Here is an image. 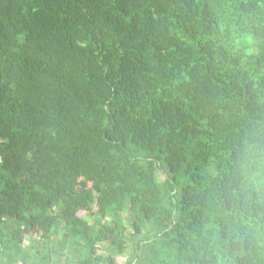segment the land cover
<instances>
[{
  "label": "trees",
  "instance_id": "16d2710c",
  "mask_svg": "<svg viewBox=\"0 0 264 264\" xmlns=\"http://www.w3.org/2000/svg\"><path fill=\"white\" fill-rule=\"evenodd\" d=\"M120 257L264 264V0H0V264Z\"/></svg>",
  "mask_w": 264,
  "mask_h": 264
},
{
  "label": "rangeland",
  "instance_id": "374dc122",
  "mask_svg": "<svg viewBox=\"0 0 264 264\" xmlns=\"http://www.w3.org/2000/svg\"><path fill=\"white\" fill-rule=\"evenodd\" d=\"M158 177H159V179H162V176H161V175H159ZM124 259H125V258L120 257V258L118 259L119 263L122 264V263L124 262Z\"/></svg>",
  "mask_w": 264,
  "mask_h": 264
}]
</instances>
